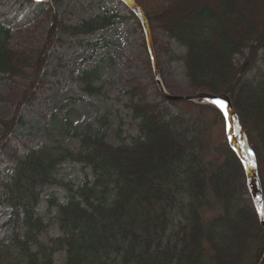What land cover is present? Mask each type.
Here are the masks:
<instances>
[{
    "label": "trees",
    "instance_id": "16d2710c",
    "mask_svg": "<svg viewBox=\"0 0 264 264\" xmlns=\"http://www.w3.org/2000/svg\"><path fill=\"white\" fill-rule=\"evenodd\" d=\"M59 1L42 3L53 20L36 54L10 48L11 26L0 22V74L14 78L33 69L12 117L0 120V153L8 149L12 162L11 173L0 179V207L10 208L0 264H56L57 254L63 255L60 264H264V227L244 198L243 169L231 151L220 160L211 147L209 127L221 120L212 106L166 102L157 88L160 102L148 101L146 87L134 83L119 93L136 121L127 142L108 143L99 127L75 134V149H10L9 137L22 124L21 106L35 99L48 50L69 39L80 43L79 36L106 29L118 17L114 10L64 24ZM166 1L137 3L151 33L159 28L185 49L176 59L189 89L229 99L256 162L264 207V72L248 77L264 49V0ZM81 78L93 90L89 73ZM202 111L210 113L208 121ZM64 163L90 168L93 177L67 188L58 203L42 194L57 183ZM42 201L47 214L54 209L51 223L38 216ZM51 224L58 234L46 237Z\"/></svg>",
    "mask_w": 264,
    "mask_h": 264
},
{
    "label": "rangeland",
    "instance_id": "374dc122",
    "mask_svg": "<svg viewBox=\"0 0 264 264\" xmlns=\"http://www.w3.org/2000/svg\"><path fill=\"white\" fill-rule=\"evenodd\" d=\"M137 1L146 7L149 1L167 4L166 0ZM57 7V17L64 24H76L114 10L118 17L114 19L115 24L106 29L90 36H79L77 39L80 43L69 39L61 45L57 42L48 50L49 58L41 74L35 99L21 106L22 124L17 125L10 135L9 147L20 154L28 148L75 149V134L99 127L105 130L108 143L127 142V136L135 135L136 121L123 108L126 98L119 93L139 83L146 87L148 101L160 102V97L156 95L153 70L148 66L150 59L142 29L138 28L137 20L130 16L129 10L120 0H60ZM52 20L53 13L42 2L0 0V22L11 26L9 46L14 50L36 54L43 47ZM150 35L159 80L165 91L176 96L194 95L185 77L184 64L176 59L185 54V49L168 39L159 28L150 32ZM25 71L26 75L14 78L0 74V120L12 117L18 101L27 90L33 69L26 68ZM258 71L264 72V49L259 52L256 69L248 77L257 75ZM84 72L89 73L88 89L93 90H87L86 81L81 78ZM170 108L174 111L173 107ZM201 115L206 121L211 118L208 111H202ZM104 121H108V124ZM209 137L211 147L217 148L214 154H219L220 160H224L230 150L222 119L209 127ZM6 152L8 149L0 153V179L11 173L12 162L5 155ZM92 177L90 168L64 163L57 170V183L45 187L42 196L53 195L61 203L67 188L75 189L85 178ZM244 198L251 202L250 194ZM37 211L44 222L50 220L51 223L54 209L47 214L46 201L40 203ZM9 213V207H0V242H6L10 236V228L3 227ZM46 231V237L58 234L54 224ZM62 258V254H57L54 262L60 264Z\"/></svg>",
    "mask_w": 264,
    "mask_h": 264
},
{
    "label": "water",
    "instance_id": "95a60500",
    "mask_svg": "<svg viewBox=\"0 0 264 264\" xmlns=\"http://www.w3.org/2000/svg\"><path fill=\"white\" fill-rule=\"evenodd\" d=\"M33 1L42 2V1H46V0H33ZM121 1L135 15V17L137 18V20L141 24V27H142V30L144 33V37H145V41H146L148 54H149V57L151 60V65H152L155 83H156L157 88L159 89V92L163 96V98L166 99L167 101H171V102H191V103L200 104V105H212V106H215L218 109V111L220 112V114L223 118L224 124H225L227 143L229 145L230 150L234 153V155L236 156V158L238 159L239 163L241 164V166L243 168L245 178L247 180L248 190H249L248 182H249L250 176L252 175L253 178L255 179V182H256L255 190L253 192H251L249 190L250 201H251L252 207H253V209H254L257 217H258L259 223L264 227V220H263L264 218L261 217L260 211H259V209L262 208L261 186L259 183V179H258L255 167L254 168L251 167V165L254 162L252 164L249 163L241 155V153H239L237 151V149L231 143L229 135H228V119L227 120L225 119L223 111L218 106L211 103L212 100H218L220 95H214V94H209V93H197L194 95L176 96V95H171V94L167 93L165 91L164 87L162 86L160 80H159L158 69H157L155 58H154L153 47H152V42H151L150 30H149V27L147 25V22L143 16L141 9H140L139 5L134 0H121ZM223 97L225 98L227 105L232 109L228 98H226L225 96H223Z\"/></svg>",
    "mask_w": 264,
    "mask_h": 264
},
{
    "label": "bare ground",
    "instance_id": "6f19581e",
    "mask_svg": "<svg viewBox=\"0 0 264 264\" xmlns=\"http://www.w3.org/2000/svg\"><path fill=\"white\" fill-rule=\"evenodd\" d=\"M218 100L224 101L226 104V100L223 96H220L218 98ZM227 109L229 112V117H228V135L230 138L231 143L233 144V146L237 149V151L239 153H241V155L249 162L252 164L253 162V158L251 159H247L248 157V153H249V148L245 142L244 139V135L243 132L241 131L238 121H237V117L235 115V113L233 112V110L227 105ZM238 125V127H237ZM248 187L249 190L251 192H253L255 190L256 187V182L255 179L253 178V176L251 175L249 178V182H248ZM264 220V219H263Z\"/></svg>",
    "mask_w": 264,
    "mask_h": 264
},
{
    "label": "snow or ice",
    "instance_id": "6c2138e0",
    "mask_svg": "<svg viewBox=\"0 0 264 264\" xmlns=\"http://www.w3.org/2000/svg\"><path fill=\"white\" fill-rule=\"evenodd\" d=\"M211 103H213L214 105L218 106L223 111L224 117L227 120L228 117H229V112H228V109H227V104L224 101H221V100H212ZM237 127H238V125H237ZM252 155L253 154L251 153V151H249L247 159H251L252 158ZM255 166H256L255 163H253L251 165V167H253V168ZM259 211H260L261 217L264 218V207L260 208Z\"/></svg>",
    "mask_w": 264,
    "mask_h": 264
}]
</instances>
